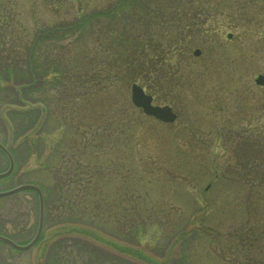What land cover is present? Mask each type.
I'll use <instances>...</instances> for the list:
<instances>
[{
    "label": "rangeland",
    "instance_id": "rangeland-1",
    "mask_svg": "<svg viewBox=\"0 0 264 264\" xmlns=\"http://www.w3.org/2000/svg\"><path fill=\"white\" fill-rule=\"evenodd\" d=\"M257 73L264 0H0V139L7 123L23 178L45 183L36 263L264 264ZM131 82L176 120L134 106ZM25 194L0 204L29 229Z\"/></svg>",
    "mask_w": 264,
    "mask_h": 264
},
{
    "label": "flooded vegetation",
    "instance_id": "flooded-vegetation-1",
    "mask_svg": "<svg viewBox=\"0 0 264 264\" xmlns=\"http://www.w3.org/2000/svg\"><path fill=\"white\" fill-rule=\"evenodd\" d=\"M186 7H189V6H186ZM178 15L184 16V19H186L187 17L191 15V13L181 11L177 13V16ZM7 131H8V128H7ZM0 142L2 146L5 147L6 149L5 150L0 147V173H1L0 192H4V191H8L14 188L16 185L20 183L30 182L31 180L28 178H23L25 177V174L29 173L28 171L29 167L24 166L25 162L19 163L18 161V151H19L20 146L15 145L16 140L7 139L3 141L0 139ZM31 151L36 152L35 149ZM7 153L12 157V164L10 162V157L8 156ZM37 167L42 168L44 172L46 170L45 165H42V167L37 165ZM29 191L32 193L33 196L36 194V190L34 188H27V189L12 192L10 194L2 195L0 196V198L6 197V196H15L14 199H17V197H20L22 200H24L23 195H26L25 193ZM36 197H37V194H36ZM13 204H14V207H16L15 206L16 203H13ZM31 205L34 206V204H31ZM7 206L13 207V205L7 204V203L0 204V264H19V261L22 259L25 260V263H27L28 261L27 264H39V262L36 263V260L40 261V259L43 256H45V254L47 256L49 255L51 235L44 234L45 228H44V213H43L42 229L40 232V236L39 238L35 239V241L30 242L35 237V233L37 230L39 208H40L38 198H37L36 224L35 226L33 224L30 225L31 227L29 229L19 228L17 223H13L12 219L8 218L5 215V213L2 212L3 210H6ZM21 206H23V208L25 207V210H28V212L31 211L32 209V207H29V204L22 203ZM43 207H44V202H43ZM21 208H17V209L22 210ZM11 223H12V228H9V225L11 226ZM252 231L253 230L250 229V232ZM263 231L264 229L254 232L253 239H251L249 243H252L253 240L260 241L261 236H259L260 234L258 233L263 234ZM262 237H264V234ZM242 239L243 240L248 239L247 234H245V236H243ZM24 245H27V246L22 247ZM261 258H263L261 260H264V255Z\"/></svg>",
    "mask_w": 264,
    "mask_h": 264
},
{
    "label": "water",
    "instance_id": "water-1",
    "mask_svg": "<svg viewBox=\"0 0 264 264\" xmlns=\"http://www.w3.org/2000/svg\"><path fill=\"white\" fill-rule=\"evenodd\" d=\"M230 36V34H228ZM200 53V49L199 48H195L193 50V54L198 55ZM254 82L256 84L259 85H263L264 84V74L263 73H258L255 77H254ZM130 93H131V100L132 102L138 106L141 107L142 111L148 115H152L160 120L163 121H173L175 118V113L172 110V107L169 104H154L152 102V96L148 93H146L144 91V89L137 84L136 82L131 83L130 86ZM24 187H34L37 189L38 193H39V199L41 202V193L40 190L37 186L35 185H21L18 188H24ZM16 188V189H18ZM16 189H12L10 191H5V192H1L0 194H5V193H9L12 192ZM41 221H42V217L40 214L39 217V226H38V232L36 234V237L39 234V230L41 228Z\"/></svg>",
    "mask_w": 264,
    "mask_h": 264
},
{
    "label": "trees",
    "instance_id": "trees-1",
    "mask_svg": "<svg viewBox=\"0 0 264 264\" xmlns=\"http://www.w3.org/2000/svg\"><path fill=\"white\" fill-rule=\"evenodd\" d=\"M133 253H136L137 255L142 256V254L138 251H133Z\"/></svg>",
    "mask_w": 264,
    "mask_h": 264
}]
</instances>
